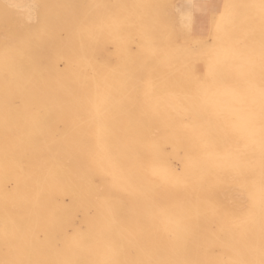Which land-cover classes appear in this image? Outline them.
Here are the masks:
<instances>
[{
  "label": "bare ground",
  "instance_id": "6f19581e",
  "mask_svg": "<svg viewBox=\"0 0 264 264\" xmlns=\"http://www.w3.org/2000/svg\"><path fill=\"white\" fill-rule=\"evenodd\" d=\"M39 1L0 0V264H261L262 0Z\"/></svg>",
  "mask_w": 264,
  "mask_h": 264
},
{
  "label": "rangeland",
  "instance_id": "374dc122",
  "mask_svg": "<svg viewBox=\"0 0 264 264\" xmlns=\"http://www.w3.org/2000/svg\"><path fill=\"white\" fill-rule=\"evenodd\" d=\"M103 1V2H102ZM106 1V2H105ZM113 1V2H112ZM98 0V1H96V0H87V2H86V0H83L82 2H86L85 3V5L83 4L82 6L86 9L87 8V11L88 10H91L92 9V14H90V13H88L89 14V16L88 17H90V20L92 21V23L94 22V18H92V16H94V13H93V9H105L106 10V12H110V6H108V4H110V3H112L111 5H114V2L115 3H118V2H120L121 1V3H123V1L125 2V3H127V1L126 0ZM183 1V2H182ZM229 1V0H228ZM30 2H31V5L33 6V7H35L34 9H36V10H34V12H35V15L37 16L36 18V23H38V25L39 24H41L42 22H44V21H48V19H49V13H50V11H47L46 10V6L47 5H44L43 4V2H41V1H39V0H30ZM94 2H95V4H94ZM105 2V3H104ZM225 0H212V3L210 4V2H207L208 3V5H209V7H210V9H208L207 10V12L203 15V17L202 18H200L196 23H194L193 24V30H195V32L198 30V32H200V28L199 27H204L205 29L206 28H209V22H210V20H211V16L213 15V12H218V13H220V12H222L223 13V8L225 7L224 6V4H225ZM97 3V4H96ZM176 3H178V2H176ZM180 3H181V5L177 8V10H176V15H175V24H176V29L178 30L179 29V16H180V12H182V11H184L185 10V8H186V6L184 7V0H181L180 1ZM94 5V6H93ZM211 5V6H210ZM29 6H30V4H29ZM107 6H108V8H107ZM40 8V9H39ZM225 9V8H224ZM223 10V11H222ZM39 11V12H38ZM45 15V16H44ZM54 16H55V14H54ZM209 16V17H208ZM92 18V19H91ZM41 21V22H40ZM40 22V23H39ZM89 24H91V22L89 21ZM96 25V21L92 24V25ZM6 26V25H5ZM5 26L4 27H2V26H0V35H1V33H2V36H0V39H3V38H1V37H3V36H6V38H4L5 39V41H6V43H8V44H11L12 42V40L14 39L13 37L11 38V35H13V34H10V33H8V31L5 29ZM21 29V28H20ZM19 29V30H20ZM91 29V28H90ZM3 30V31H2ZM7 35H10V37H7ZM92 35V34H91ZM113 36H114V34H113V32L110 30V31H107V32H105V34L103 35V37H105L106 39L105 40H98V41H96L95 40V38L92 36V41L90 42V43H92V46L94 47V48H96V49H98L99 50V52H103L104 54H108V55H110V56H112V54H118L119 52H117L116 50H115V47H116V43L113 41ZM10 39V40H6V39ZM181 38L182 39H180V40H182V42L183 43H185V44H191V41H192V39L190 38V37H186V38H184V37H182V35H181ZM104 39V38H103ZM208 40V39H207ZM14 43H16V42H13V44ZM12 45V44H11ZM105 51V52H104ZM111 51V52H110ZM120 54V53H119ZM199 67V69H201L202 68V66H201V64H199L198 65Z\"/></svg>",
  "mask_w": 264,
  "mask_h": 264
},
{
  "label": "snow or ice",
  "instance_id": "6c2138e0",
  "mask_svg": "<svg viewBox=\"0 0 264 264\" xmlns=\"http://www.w3.org/2000/svg\"><path fill=\"white\" fill-rule=\"evenodd\" d=\"M261 7H262V9H264V0H262V5H261ZM222 18H223V17H222ZM262 18H264V16H262ZM185 19L190 21L191 17H186ZM218 27H219V25H218ZM261 264H264V259L261 260Z\"/></svg>",
  "mask_w": 264,
  "mask_h": 264
},
{
  "label": "crops",
  "instance_id": "0c3cea01",
  "mask_svg": "<svg viewBox=\"0 0 264 264\" xmlns=\"http://www.w3.org/2000/svg\"><path fill=\"white\" fill-rule=\"evenodd\" d=\"M180 17V16H179ZM180 18H179V25H180ZM183 23V22H182ZM183 26H184V23H183ZM200 29H203L204 27H199Z\"/></svg>",
  "mask_w": 264,
  "mask_h": 264
}]
</instances>
